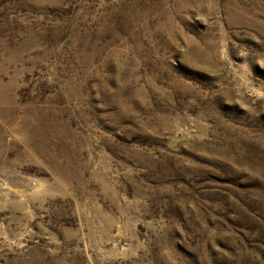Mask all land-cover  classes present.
<instances>
[{"label":"rangeland","instance_id":"obj_1","mask_svg":"<svg viewBox=\"0 0 264 264\" xmlns=\"http://www.w3.org/2000/svg\"><path fill=\"white\" fill-rule=\"evenodd\" d=\"M0 264H264V0H0Z\"/></svg>","mask_w":264,"mask_h":264},{"label":"bare ground","instance_id":"obj_2","mask_svg":"<svg viewBox=\"0 0 264 264\" xmlns=\"http://www.w3.org/2000/svg\"><path fill=\"white\" fill-rule=\"evenodd\" d=\"M1 188V187H0ZM0 191H1V189H0ZM1 195V194H0Z\"/></svg>","mask_w":264,"mask_h":264}]
</instances>
